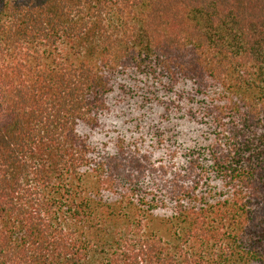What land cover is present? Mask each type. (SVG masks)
<instances>
[{"label": "trees", "instance_id": "trees-1", "mask_svg": "<svg viewBox=\"0 0 264 264\" xmlns=\"http://www.w3.org/2000/svg\"><path fill=\"white\" fill-rule=\"evenodd\" d=\"M0 264H264V0H0Z\"/></svg>", "mask_w": 264, "mask_h": 264}]
</instances>
